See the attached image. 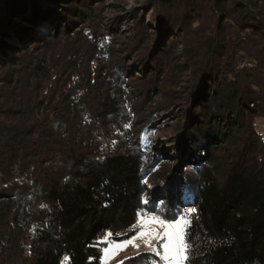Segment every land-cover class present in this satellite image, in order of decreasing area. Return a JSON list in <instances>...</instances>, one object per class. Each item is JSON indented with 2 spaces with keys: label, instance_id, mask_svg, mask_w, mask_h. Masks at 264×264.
Masks as SVG:
<instances>
[{
  "label": "trees",
  "instance_id": "trees-1",
  "mask_svg": "<svg viewBox=\"0 0 264 264\" xmlns=\"http://www.w3.org/2000/svg\"><path fill=\"white\" fill-rule=\"evenodd\" d=\"M42 1L24 39L0 0V264H101L142 210L189 221L184 264H264V0Z\"/></svg>",
  "mask_w": 264,
  "mask_h": 264
},
{
  "label": "rangeland",
  "instance_id": "rangeland-1",
  "mask_svg": "<svg viewBox=\"0 0 264 264\" xmlns=\"http://www.w3.org/2000/svg\"><path fill=\"white\" fill-rule=\"evenodd\" d=\"M104 9H103V16L105 18L111 19L113 17H118L125 15L126 12L133 6H139L140 3L144 2V0H104ZM8 4V3H7ZM10 6V5H9ZM49 7L48 4L43 3L42 0H27V6L25 10L22 12L20 16L12 17V22H14L15 26L13 28H6L4 31L9 33H14V35L20 36L22 32V29H26L25 31L26 39L28 36L36 37L37 39L43 38L48 31L50 30V23L52 21V18L48 17L41 23L39 22L40 18L43 16L42 11ZM32 10L33 13L30 11ZM9 15V14H8ZM35 17H34V16ZM10 16H6V14H3V18H8ZM39 22V23H38ZM46 22V23H44ZM123 23L120 24V26L124 25ZM122 28V27H121ZM3 28L0 27V31H2ZM11 55L10 53L7 54V57ZM96 64V62H95ZM90 66L91 63H90ZM94 67V66H92ZM188 77H183V80L180 83L185 84V81ZM156 102H159V99H156L154 103L150 104V107L153 106L154 108L157 107ZM170 110L159 113L160 117L159 119H165L171 116L172 111L176 109V106L172 105ZM150 110V109H147ZM158 120V119H157ZM156 120V121H157ZM154 121V122H156ZM186 124V123H184ZM262 127V126H261ZM169 132H165V137H167ZM163 140L162 138L154 139L155 145ZM158 150V148L156 149ZM167 151H169V158L173 160L178 156V153L176 151H170L168 148ZM160 220L157 215L149 214L147 211L142 210L140 213V217L138 220L139 225V231L131 238L120 240V241H108L105 247L102 251V257H101V264H118L121 259L127 258L131 255H134L136 253L142 252V251H148L152 249H156L157 253L160 255L162 261L160 263L155 264H172L171 257L166 260L164 259V249H163V241H161L160 236L163 235L164 228L160 226L157 223H150L153 219ZM163 221V220H162ZM165 223H170L172 221H164ZM159 233V235H152V233ZM131 241V242H128ZM180 264H184V259L180 260Z\"/></svg>",
  "mask_w": 264,
  "mask_h": 264
},
{
  "label": "snow or ice",
  "instance_id": "snow-or-ice-1",
  "mask_svg": "<svg viewBox=\"0 0 264 264\" xmlns=\"http://www.w3.org/2000/svg\"><path fill=\"white\" fill-rule=\"evenodd\" d=\"M150 223H157L164 228L163 235L160 236L161 241L164 242L162 245L165 253L164 259L168 260L171 257L172 264H180V260L186 259L184 253L187 251L188 245L185 243L184 227L189 221L181 217L179 220L165 223L154 218ZM108 235L110 236L111 233ZM152 235H159V233L153 232Z\"/></svg>",
  "mask_w": 264,
  "mask_h": 264
},
{
  "label": "built area",
  "instance_id": "built-area-1",
  "mask_svg": "<svg viewBox=\"0 0 264 264\" xmlns=\"http://www.w3.org/2000/svg\"><path fill=\"white\" fill-rule=\"evenodd\" d=\"M91 65H92V66H95V62H91ZM261 126H262V127H261V133L264 134V124H262ZM152 215H154V214H152Z\"/></svg>",
  "mask_w": 264,
  "mask_h": 264
}]
</instances>
